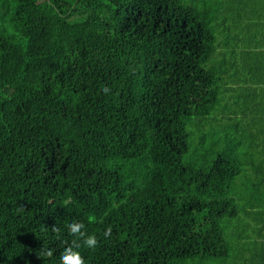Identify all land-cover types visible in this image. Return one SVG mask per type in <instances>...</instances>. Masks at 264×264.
<instances>
[{"label": "trees", "instance_id": "16d2710c", "mask_svg": "<svg viewBox=\"0 0 264 264\" xmlns=\"http://www.w3.org/2000/svg\"><path fill=\"white\" fill-rule=\"evenodd\" d=\"M263 115L264 0H0V264H252Z\"/></svg>", "mask_w": 264, "mask_h": 264}, {"label": "clouds", "instance_id": "9594fccd", "mask_svg": "<svg viewBox=\"0 0 264 264\" xmlns=\"http://www.w3.org/2000/svg\"><path fill=\"white\" fill-rule=\"evenodd\" d=\"M85 228L83 223H69L68 229L70 233L78 235V237L83 238V244L88 247H95L97 245V238L95 235L86 234L82 229ZM111 229H106L104 232L105 237L109 236ZM73 246L79 248L80 245L73 241ZM50 254V253H49ZM63 264H84L83 259L78 251H74L73 247L66 248L61 256Z\"/></svg>", "mask_w": 264, "mask_h": 264}, {"label": "rangeland", "instance_id": "374dc122", "mask_svg": "<svg viewBox=\"0 0 264 264\" xmlns=\"http://www.w3.org/2000/svg\"><path fill=\"white\" fill-rule=\"evenodd\" d=\"M249 156H250V159L252 161H255L257 154L254 150L252 151V149H251V150H249ZM258 159L260 160L261 158L259 157ZM244 212L245 211L242 212V217L244 218L242 220V222L240 221V218H239V229L244 231L249 239L255 240L256 239L255 235H256L257 223L249 222V220H248L249 214L246 216L244 214ZM253 247H256V248H254V251H255L254 253H256L257 255H260L262 252V248H261L262 246L256 245ZM221 261H222L221 264H239V257L235 260H227V261L221 260Z\"/></svg>", "mask_w": 264, "mask_h": 264}, {"label": "crops", "instance_id": "0c3cea01", "mask_svg": "<svg viewBox=\"0 0 264 264\" xmlns=\"http://www.w3.org/2000/svg\"><path fill=\"white\" fill-rule=\"evenodd\" d=\"M263 119H264V115H263ZM263 124H264V121H263ZM262 240L264 241V235H263ZM262 246L264 247V245H262ZM255 254H256V253H255ZM259 261H260V255H257V254H256V258H255V260L253 261L252 264H258Z\"/></svg>", "mask_w": 264, "mask_h": 264}]
</instances>
